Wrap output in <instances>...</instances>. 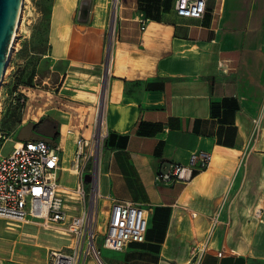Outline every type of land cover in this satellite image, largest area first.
I'll use <instances>...</instances> for the list:
<instances>
[{"label":"crops","instance_id":"crops-1","mask_svg":"<svg viewBox=\"0 0 264 264\" xmlns=\"http://www.w3.org/2000/svg\"><path fill=\"white\" fill-rule=\"evenodd\" d=\"M81 1L51 2L46 59L58 81L37 96V115L31 100L22 112L15 104L22 89L3 93L0 105L5 140L60 147L58 189L71 192L75 138L90 137L101 110L105 136L92 179L99 224L103 217L105 230L111 204L123 201L148 211V230L143 243L121 251L101 243L98 260L79 264H264V0H206L201 19L178 17L174 0H117L115 9L112 0H89L80 22ZM198 152L212 161L190 182L156 183ZM65 174L74 189L59 183ZM35 239L17 234L0 264H47L50 252L71 251ZM17 247L46 258L22 261Z\"/></svg>","mask_w":264,"mask_h":264},{"label":"built area","instance_id":"built-area-1","mask_svg":"<svg viewBox=\"0 0 264 264\" xmlns=\"http://www.w3.org/2000/svg\"><path fill=\"white\" fill-rule=\"evenodd\" d=\"M116 3L117 0H112L113 9ZM174 11L181 18L201 19L206 12V0H174ZM12 96L20 112L24 111L26 95L15 92ZM97 129L88 138H75L73 166L78 183L74 193L81 199L82 211L79 216L72 217L66 226V231L75 237V245L69 252H50L47 264H79L86 257L99 259L100 252L96 246L99 237V196L94 182L86 191L83 179L89 164L87 171L93 178L98 167L105 136L101 122ZM0 140H5V137L0 135ZM211 161L209 153H192L187 165L171 166L155 177L156 183L171 185L190 182L197 173L206 170ZM59 163L60 147L44 140L14 143L11 154L6 157L0 155V218L22 224L34 222L43 228L64 225L68 215L63 209L64 201L57 196ZM147 230L146 209L131 202L114 201L101 235L102 247L121 251L130 243H143Z\"/></svg>","mask_w":264,"mask_h":264},{"label":"rangeland","instance_id":"rangeland-1","mask_svg":"<svg viewBox=\"0 0 264 264\" xmlns=\"http://www.w3.org/2000/svg\"><path fill=\"white\" fill-rule=\"evenodd\" d=\"M52 0H26L24 1V8L22 13V19L17 31L16 38L14 40L12 53L8 62L7 73H5L6 81L10 77H13L9 88L7 84L1 86L0 89V105L1 99L6 93L11 96V91L22 89L26 95V99L32 101L33 112L31 116H36L37 110V96L46 95L51 93L50 89L53 84L58 81V77L51 74L54 69L53 64L46 59L47 45L46 36L48 28V17L50 12ZM116 2V1H115ZM110 20L109 37L112 36L115 29V21L113 14ZM35 77V80L32 79ZM49 77L46 84L43 83L45 78ZM8 89L7 92H4ZM2 93V95H1ZM3 106V105H2ZM16 112H11V115ZM97 120L94 121L93 128L97 129ZM16 140V136L13 140ZM13 142L9 139L0 140V155L6 157L12 152ZM74 146H68L67 152L64 154L65 166H70L69 155L73 152ZM75 152V150H74ZM90 168V164L88 165ZM93 175L88 172L84 178L87 183L88 190L93 186ZM60 184L67 186L70 189L75 188V180L64 175L59 180ZM94 182V187H95ZM96 189V187H95ZM97 191V190H96ZM57 196L64 201V211L69 215L66 223L60 225L59 228H41L37 224H22L16 221L1 219L0 218V259L7 260L12 250L13 241L16 239L17 234H22V241L33 242L36 235L40 242L49 243L56 249H65V251L71 250L75 245V237L64 231V227L70 222L72 216L78 215L81 207L80 197L71 191L59 188L57 190ZM36 221V220H34ZM103 217L100 218V224L98 227V241L96 246H100L102 243L101 235L104 233L103 229ZM16 256H23L22 261L42 260L46 258L44 251L35 252H22L20 248L15 249Z\"/></svg>","mask_w":264,"mask_h":264},{"label":"water","instance_id":"water-1","mask_svg":"<svg viewBox=\"0 0 264 264\" xmlns=\"http://www.w3.org/2000/svg\"><path fill=\"white\" fill-rule=\"evenodd\" d=\"M22 0H0V87L7 68V55L15 31ZM89 0H82L79 7L78 21L84 22L89 12ZM99 108L97 120L100 121ZM99 129L96 130L98 132ZM30 140V139H25ZM42 140V139H33ZM45 141V140H44Z\"/></svg>","mask_w":264,"mask_h":264},{"label":"bare ground","instance_id":"bare-ground-1","mask_svg":"<svg viewBox=\"0 0 264 264\" xmlns=\"http://www.w3.org/2000/svg\"><path fill=\"white\" fill-rule=\"evenodd\" d=\"M24 1H26V0H22V6L20 8V12H19L17 23H16L15 31H14V34H13V37H12V40H11V44H10V48H9V52H8V55H7V66H8V62H9V59H10V56H11V53H12L14 40L16 38L17 31H18L20 23H21L22 13H23V8H24ZM5 73H7V68H6V72ZM4 76H5V74H4ZM3 79H4V77H3ZM97 123H98L97 126H99L100 125V121H98ZM73 168L74 169H72V171L75 172V167H73ZM96 193H95V195H96Z\"/></svg>","mask_w":264,"mask_h":264}]
</instances>
